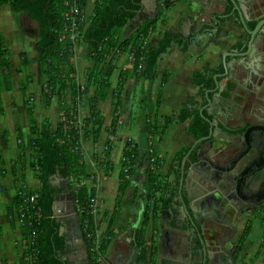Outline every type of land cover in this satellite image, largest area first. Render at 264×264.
Here are the masks:
<instances>
[{
	"label": "crops",
	"instance_id": "obj_1",
	"mask_svg": "<svg viewBox=\"0 0 264 264\" xmlns=\"http://www.w3.org/2000/svg\"><path fill=\"white\" fill-rule=\"evenodd\" d=\"M95 2L96 0H86L87 18L91 16ZM168 2L171 3L170 7L150 31L146 40L148 47H154L163 32L180 33L185 37L194 35L201 24L212 23L213 14H223L228 7L230 12L218 30L211 27L204 31L200 45L192 44L187 51H183L178 45H172L162 55L149 77L133 72V65L126 54L120 55L115 62L110 79V94L106 99L93 102L95 88L90 85L91 92L82 105L78 106V117L81 119L89 118L93 107L103 117V127L96 141L91 135H80L86 170L83 180L87 187L95 189L97 228L94 244L97 247L105 237L109 217L115 207L124 144L131 140L138 150L130 185L110 227L114 235L104 254L93 259L95 264H135L138 255L135 247L136 233L141 226L146 204L150 159L158 157L166 166L179 150L191 148L196 141L187 131L189 120L182 123L174 121L163 136L149 135L147 124L155 123L158 128H162L165 119H175L187 98L192 97L198 103L199 110L206 111L216 120L217 127L230 135L231 139L216 137L204 142L200 147L204 152L202 157H198L195 164L184 170L182 180L180 175L170 208L158 212L148 222L144 229V241L156 250L152 264H264V200L258 197L264 186V172L250 176L243 185L240 181V174L252 168L257 161L258 142L262 141L260 131L252 133L250 152L233 170L224 171L229 166L228 158L244 150L239 139L243 135L240 131L254 125H264V28L259 32L253 52L244 56L249 34L242 22L243 18L245 26L253 30L248 25L257 23L264 17V0H144L143 10L122 29L120 38L123 40L132 36L135 28L145 18H154L158 7ZM21 17H26L29 21L27 27H36L31 46L26 40L21 42L27 29H23L24 26L21 28L18 23ZM12 19L8 29L11 31L7 30L6 35L0 23V34L9 51V63L10 43L19 45L18 58L21 52L27 54L33 75L30 73L32 82L26 95L31 94L33 109L29 116L24 107L26 95H23L20 85L17 88L11 80V90L0 91V96L14 94L19 101L17 103L11 99L10 107L3 106L0 111V133L8 131L7 140H11L13 149L11 158L17 159L20 150L15 127H21L27 159L23 172L24 184L27 189L38 190L40 182L29 167L32 150L29 119H34L38 126L47 120L55 129L61 120V110L58 98L52 97L47 101L43 91V77L36 59V23L28 18L27 12L13 15ZM86 27L87 25L80 31L79 39L82 44ZM8 34L11 35L10 38ZM83 47L86 49L84 44ZM228 52L232 55H226ZM74 58L77 60L76 66ZM77 58V53L73 50L71 63L78 82L82 62ZM19 66L20 60L19 65L14 68L10 63L11 75L15 72L21 76L16 72ZM205 68L215 71L214 77H217H213L214 87L206 92L205 97L200 98L193 78L196 73L203 74ZM89 69L86 71V79ZM120 76L124 83L117 111L119 122L107 150L106 142L113 118L111 93ZM215 80L219 83L218 89ZM37 82L42 83L40 89L34 87ZM65 101L69 104V95H66ZM84 106H87L88 114L80 116ZM12 160L10 165L16 162ZM15 164L16 167L19 166ZM169 180L172 181V176ZM51 182L58 189L52 211L59 225L58 236L63 241L62 249L58 250L60 260L66 264H93L77 209L68 191L67 180L56 174ZM246 227L251 229L250 233L241 249L235 253ZM22 261L26 264L25 258Z\"/></svg>",
	"mask_w": 264,
	"mask_h": 264
},
{
	"label": "trees",
	"instance_id": "obj_2",
	"mask_svg": "<svg viewBox=\"0 0 264 264\" xmlns=\"http://www.w3.org/2000/svg\"><path fill=\"white\" fill-rule=\"evenodd\" d=\"M143 1L96 0L81 39L88 50L86 59L92 63L87 72L86 88L82 89L75 79L74 67L71 63L73 44L69 41H60L63 26L67 24L62 16L65 9V0H0V6L8 5L14 16L20 12H27L28 18L36 23L38 30L36 59L43 77V91L47 101L52 97L58 98L61 110V120L55 129L51 127L47 120H44L38 126L34 119H29V131L32 136L29 167L35 172L36 178L40 182V188L30 190L25 187L24 183L20 182L13 201L20 219V229L25 245L23 256L25 257L31 251L26 248V241L32 231L35 232L32 244L35 264H66L59 257L58 250L62 249L63 241L58 236L59 225L53 217L52 211L55 196L58 193V189L51 182L53 176L58 174L67 180L68 191L77 209L87 251L93 264H95L93 258H99L104 254L114 235L110 227L119 211L123 195L133 176V166L138 156V150L136 144L128 140L122 151L121 172L115 207L109 217L108 230L101 244L98 247L95 246L94 238L97 228L95 189L87 187L83 180L86 170L80 135L81 133H85L86 136L91 135L92 139L96 141L103 127V117L93 107L89 118L79 120L77 108L83 103L88 87L93 85L95 88L93 102L106 99L110 94V79L115 68V62L120 55L126 54L128 50L132 53V59L129 62L133 65V72L149 77L155 71L162 55L172 45H178L183 51H187L192 44L200 45L204 31L211 27L218 30L219 25L228 18L230 12L228 7L223 14H213L212 23L201 24L198 32L194 35L185 37L180 33L163 32L156 45L148 47L146 40L150 31L171 3L168 2L159 6L154 18H145L135 28L132 36L122 40L120 38L122 29L143 10ZM76 3L81 11L79 16L81 20L85 13L86 0H76ZM255 25L256 22H252L248 27L253 29ZM82 27L83 22L80 24V31L83 29ZM19 60L20 66L16 72L24 76V83L20 85V90L25 96L26 90L32 82V75L27 72L29 59L25 52L19 54ZM140 64L141 69H139ZM0 68V91H10L9 51L4 46L1 34ZM215 74L216 72L209 68H205L203 74H194L193 83L200 98L205 97L206 92L214 87L213 77ZM123 83V78L120 76L117 86L111 93L113 118L110 135L106 142L107 150L111 146L112 138L115 136L114 131L119 122L117 111ZM66 95H69V104H66ZM24 107L26 113L31 116L33 109L31 94L26 95ZM199 108L198 103L192 97H188L184 107L178 112L175 119L166 118L162 128H158L155 123L147 124L148 134L163 136L174 121L182 123L189 120L187 131L190 136L195 140L206 137L210 128L207 119L212 120V118L206 111L200 113ZM245 130L240 132L244 134ZM15 131L18 149L20 150L15 163L20 166V169L17 170L16 164L13 162L10 165V172L17 181L19 179L18 173H20V180L24 179L23 172L27 159L24 152V137L21 127L16 125ZM2 137L7 141L8 131L4 130L2 134L0 133V140ZM204 142L206 141L200 142L191 151L184 163V169L198 161V151ZM189 149L190 147H184L179 150L166 166H164L162 159L151 157L154 158L153 169L150 168V165L147 170L148 191L141 226L136 233L135 247L138 250V255L135 264L153 263L156 250L153 246L145 244L144 229L148 222L157 216L158 212L170 208L172 194L181 175V161ZM4 165L5 161L0 150V167ZM171 176L172 181L169 180ZM28 194L37 196L36 206L24 202ZM6 212L10 218L9 223L13 226L14 208L7 206ZM250 230L249 227L244 229L235 253H238L241 249Z\"/></svg>",
	"mask_w": 264,
	"mask_h": 264
},
{
	"label": "rangeland",
	"instance_id": "obj_3",
	"mask_svg": "<svg viewBox=\"0 0 264 264\" xmlns=\"http://www.w3.org/2000/svg\"><path fill=\"white\" fill-rule=\"evenodd\" d=\"M12 12L9 9L7 5H4L0 8V23L2 25V31L5 33L8 29H10L11 25V20L12 19ZM22 16V15H21ZM29 21L27 20L26 17H21L18 20V23H20L21 28L24 26L23 29H25L24 34V39L23 37L21 38L22 40H26L27 43L31 46L33 45V38L36 35V27L31 26L27 27V23ZM27 30V31H26ZM11 30H8L10 32ZM24 30H22L23 32ZM81 35V32L78 34V36L74 39L71 40L68 35H66V39L63 40L71 42L73 45V50L74 53H77V59L82 62V70L79 71L78 73V84L80 88H86L87 84V79L85 77L86 71L88 68L92 66V63L89 62L85 57H86V49H84L83 44L80 42L79 36ZM61 36V35H60ZM8 37L10 38L11 35L8 34ZM10 41V40H9ZM9 49L11 51V57H10V63L11 67L14 68L19 65V58H18V49L19 45L16 43H10L9 44ZM74 64L76 66L77 60L74 58ZM1 71V68H0ZM13 71V70H12ZM28 73L32 74V71L30 69V64L27 69ZM33 75V74H32ZM11 80L14 82L15 86L18 88L19 85L24 83V76L21 74L18 75L15 72H12L11 75ZM76 79V78H75ZM38 80V78H37ZM36 80V81H37ZM38 82L36 83V85ZM34 86L36 89L41 88L42 83L40 82L38 86ZM92 87H88L87 89V94L91 92ZM87 94L85 98L87 97ZM13 97V98H12ZM84 98V99H85ZM13 99L15 102L18 103L19 99L17 95L14 94H3L0 96V111H2L3 106L4 107H10L9 101ZM82 105V104H81ZM80 105V106H81ZM105 105V104H104ZM103 105V106H104ZM106 106V105H105ZM85 107V106H84ZM81 109V114L80 116L87 115V106L85 108ZM81 118H79L80 120ZM11 140L5 141L4 138L2 137L0 140V150H1V155L3 156V159L5 160V166L0 167V264H23L22 259L25 258L23 256V252L25 251L24 247V238L22 236V230L20 229V219L19 215L17 213V209L15 204L13 203L14 197L16 195V190L18 189V184L21 182L22 184L24 183V179L20 180V173H18V178L17 181H15V178L11 176L10 174V160L11 154L12 153V148H11ZM17 159H13L12 161H15ZM20 169V166H17V170ZM4 171V172H3ZM7 206H12L14 208V214H13V222L14 225H10L9 223V216L6 212ZM26 262V261H25Z\"/></svg>",
	"mask_w": 264,
	"mask_h": 264
},
{
	"label": "water",
	"instance_id": "obj_4",
	"mask_svg": "<svg viewBox=\"0 0 264 264\" xmlns=\"http://www.w3.org/2000/svg\"><path fill=\"white\" fill-rule=\"evenodd\" d=\"M242 18V17H241ZM242 22H243V26H244V29L246 30V32L249 34V38L247 40V52L246 54H241V55H244V56H247L249 55L250 53L253 52L254 48H255V43H256V40L258 39V37L260 36L259 32L262 31V29L264 28V17L261 18L255 25L254 29L253 30H249L246 26H245V23H244V19L242 18ZM226 55H232V53H227ZM237 55V54H235ZM223 64L224 63V60H223ZM226 65V64H225ZM225 74H227V70L225 71ZM217 76L214 77V79H216ZM215 85H216V89L219 88V83L215 80ZM208 102H210L208 100ZM210 104V103H209ZM209 106V105H208ZM200 113H202V109L200 110ZM207 121L209 122V125H210V128H209V133L206 137H202L198 140H196L194 142V144L191 146V148L188 150V152L185 154V156L182 158V161H181V180H182V176H183V173H184V163L187 159V157L189 156V154L191 153V151L194 149V147L200 143V142H203V141H208L212 138H216V137H222V138H226V139H231V136L228 135L227 133L223 132L222 130H220L218 127H217V124H216V120L212 119V120H209L207 119ZM254 131H260L261 132V135L260 137L262 138V141H259L258 142V149H257V160L258 162H261V166H255L254 163L252 165V168H250L249 170L243 172L242 174H240V181H241V185H243V183L246 181L247 178H249L250 176L252 175H255L256 172H260V170L264 169V125H254V126H250L246 129V131L244 132L243 135H240L239 136V139L241 140L242 142V145L244 146V150H242L241 152H239L238 154H236L235 156L231 157V158H228V163H229V166H227V168H224V171L225 172H230L231 170H233L235 168V166L237 165V163L245 156L247 155L251 148H252V133ZM204 154V152H202L201 148L199 149V152H198V157H202V155ZM215 167V166H214ZM184 211H186V208L184 207Z\"/></svg>",
	"mask_w": 264,
	"mask_h": 264
},
{
	"label": "built area",
	"instance_id": "obj_5",
	"mask_svg": "<svg viewBox=\"0 0 264 264\" xmlns=\"http://www.w3.org/2000/svg\"><path fill=\"white\" fill-rule=\"evenodd\" d=\"M65 9L62 13V16L64 20H66L67 24H64L63 31L60 36V41H63L66 39V35L71 40H74L78 34L80 33V24L83 22V27L88 24L89 18L86 17L85 13L83 16V19H79L80 16V9L76 3V0H65ZM127 59L131 61L132 59V53L130 50L126 53ZM141 64L139 65V69H141ZM154 162V158L150 159V168L153 169L152 164ZM25 203L31 204L33 206L37 205V196L35 194L27 195L24 199ZM35 237V232L32 231L30 237L26 241V248L28 250H31L30 253H28L25 257V261L28 264H35L34 261V250L32 249L33 244V238Z\"/></svg>",
	"mask_w": 264,
	"mask_h": 264
},
{
	"label": "flooded vegetation",
	"instance_id": "obj_6",
	"mask_svg": "<svg viewBox=\"0 0 264 264\" xmlns=\"http://www.w3.org/2000/svg\"><path fill=\"white\" fill-rule=\"evenodd\" d=\"M261 164L262 163L261 162H258V160L254 163L255 166H261ZM260 172H264V169L260 170ZM260 172H258V173H260ZM262 176L264 178V173H263ZM258 197L264 200V186H262V192L260 193V195Z\"/></svg>",
	"mask_w": 264,
	"mask_h": 264
}]
</instances>
